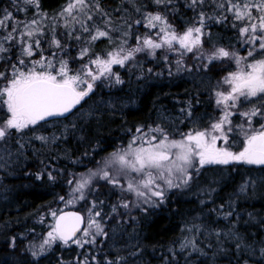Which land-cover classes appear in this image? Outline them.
<instances>
[{"label": "snow or ice", "instance_id": "1", "mask_svg": "<svg viewBox=\"0 0 264 264\" xmlns=\"http://www.w3.org/2000/svg\"><path fill=\"white\" fill-rule=\"evenodd\" d=\"M22 2L34 6L39 19L16 20L9 30V22L15 20L12 12L4 9L3 16L0 17V30L6 33L0 35V60H10L11 57L7 54L13 47L19 46L17 62L11 65L10 72L7 74L0 72V79L8 81L5 87L0 88V97H6L3 103L7 106L8 113L0 122V169H7L12 165L20 166L28 159V148H32L34 157L38 158L37 153L51 145H56L58 141H66L69 134L75 136L79 133L78 138L84 140L86 122L95 120L99 123L106 114L105 110L111 112L118 106L117 99H101L87 113L77 110L79 113L77 115L73 112L85 97H89L94 92L96 81L106 79L114 85L124 84L125 81L120 75L112 71V66L124 67L128 61L135 60L137 53L143 52L156 59V50L165 49L160 59L167 63V52L178 51L174 48V43L179 45V49L184 50L180 53L181 56L186 52H193L194 49L201 50L203 48L201 38L209 34L205 32L208 21L224 23L228 20L227 14L230 13L234 21L242 24L239 33L245 37L244 42L256 46L248 51V56L252 57L257 49L264 53V0H186L185 6L191 9L195 16L183 33H177L168 19V13L178 11L175 0H152L158 9L163 11L143 13V20L146 21L144 26L150 29L159 26L157 35L163 34L160 41L157 42L150 36H136L137 46L125 48L130 33L124 32L116 48L107 51L104 56L96 54L94 58L89 55L91 45L101 38H107L112 42L111 33L118 30L113 27L111 13L101 6L100 0H66L63 8L51 18L47 17V13L40 11V0H22ZM129 2L133 4L135 11L141 12L135 0ZM206 4L215 6L212 15L204 11ZM17 10L26 11L22 8ZM115 11L127 12V9L117 8ZM94 14L103 17L104 27L89 25V22L93 21ZM45 19H51L50 27L43 23ZM60 21H63L64 34L69 39L81 40V35H74L77 24L81 32L89 34L86 45L80 48L76 57L83 60L88 56L89 60L72 74H70L69 59L62 55L67 51L68 45L62 43L55 34L57 26H61ZM134 23L140 25L142 21L138 19ZM232 26L236 27V24L233 23ZM46 27H48L47 33ZM128 27L131 28V24ZM46 35L50 37L46 41L49 47L57 50L52 52L56 63L53 59H45L41 56L40 60L31 62V68L25 70L22 67L25 65L24 57H32L36 50H41V41ZM202 57H205V53L200 51L196 59ZM206 58L209 64L214 60L229 58L234 59L237 65L238 70L230 73L224 80L231 86L230 90L227 93H216L217 105H224L223 115L212 123L209 129L182 133V138L179 140L169 139L167 131L159 125L155 128L149 127L148 133H143L144 136H148L149 133H159L160 136L157 138L152 135L150 139L145 140L144 144H147V147L144 144L134 147L141 137L133 136L126 149L113 152L109 158L99 162L102 167L98 171L89 170L87 177L81 174V178L75 181V186L71 189L72 199L65 203L84 200L86 188L89 192H98V189L91 187L93 179L97 177L106 181L112 189L134 194L136 200L129 201L121 195L116 203L109 205V211L104 212L105 199L97 196L90 202L88 223L83 229L80 225L84 218L79 214L58 215L56 210H52L50 214L55 224L51 226V230L47 232L38 249L36 245L29 249L34 258L43 255L57 241L64 246H69L71 243L84 248L85 245L97 246L99 237L101 238L99 245L111 241L109 247L117 253L111 259L105 256L104 264H147L143 256L145 245L141 243L140 234L135 227L132 232H128L125 227L130 220L137 221V218L131 214L132 208H138L144 213H148L149 208H158L166 202L168 190L191 188L193 182L200 177V170L206 165L236 163L264 166V123L260 124L259 129H252L253 118L264 119V58L248 63L247 70L243 64L246 58L223 47L214 48ZM175 63L177 73L181 71L191 73L193 70L191 66H185L182 59L176 60ZM37 65L41 69L56 68L57 70L55 74L47 70L37 71ZM208 66L202 64L195 67L199 72L206 71ZM145 72L151 74L153 68L142 70L136 78L144 79ZM168 74L173 75L170 68ZM81 85L85 87L82 88ZM245 103L250 104L247 110L231 111V109H239ZM192 107V101L189 100L186 102V107L180 109L186 119L193 117ZM236 114L244 118L243 123L233 125L230 117ZM69 115L74 117L70 121L71 127L64 125L59 136L55 133L51 136L35 134L37 126L43 127L44 124L41 122L47 123L48 118L67 119ZM77 119L81 121L79 126L76 123ZM234 129H239L244 135L242 150L234 152L229 147H218V141H222L225 145L229 143L230 134ZM29 131L33 133L31 136L28 135ZM136 132L141 133L142 127H137ZM32 140L39 141L41 148H34L31 144ZM88 154L85 152V155ZM50 159L55 160L56 157L52 156ZM39 164L37 171H25L24 174L34 176L37 181L47 178L55 182L57 177L54 173L61 170L44 159H40ZM131 173H136L139 178H129ZM121 177L128 178L126 186L121 183ZM217 183V180H211L205 181L204 187L198 186L199 195L205 197L199 200L201 211L181 225V235L167 248L171 260L169 256L164 255L162 264H179V255H183L185 264H192L189 257L193 253L198 257L207 258L205 264H217L220 257H226L227 264H259V261L255 260L257 255L264 259V235L257 239L256 233L241 228V225L257 224L264 229V216L258 217L254 212H247L248 218L242 219L241 212L236 207L241 201H249L257 196L264 198V175L244 179L227 200L218 205L213 199L214 194L218 192ZM68 184L72 185L73 180L69 179ZM59 199L64 201L63 196ZM208 204L214 206L204 212L203 206ZM121 209L125 211L121 212ZM209 213L214 214V220L208 219ZM220 220L226 222L223 227L216 223ZM108 221L113 223L109 225ZM40 223H43V217ZM78 233L80 235H77ZM16 241L17 237H11L8 247L15 249ZM125 250H127L126 255L123 254ZM92 261L94 264H99L95 255L92 256ZM0 264H10V262L2 259ZM80 264H88L87 257L81 260Z\"/></svg>", "mask_w": 264, "mask_h": 264}, {"label": "trees", "instance_id": "2", "mask_svg": "<svg viewBox=\"0 0 264 264\" xmlns=\"http://www.w3.org/2000/svg\"><path fill=\"white\" fill-rule=\"evenodd\" d=\"M186 0H175V5L178 11L168 13L169 22L175 28L177 33H182L188 27L195 16V13L185 6ZM66 4V0H40V11L47 13V17L55 16ZM101 6L111 13L113 27L118 29L113 31L112 42L107 38H101L91 45L90 56L95 57L96 54L104 56L107 51L113 50L121 42L122 34L129 32L125 48L136 47V36H150L152 39H160L163 35H157L158 31L155 28H147L144 26L146 21L143 20V13L155 12L158 9L152 0H135L136 6L141 8V12L135 11L133 4L129 0H100ZM214 5L206 4L204 11L209 15L214 12ZM18 8L26 9V11H18ZM117 8L127 9V12L115 11ZM4 9L12 12L15 20L30 21L39 19L36 16L37 9L32 5H25L22 0H0V16H3ZM228 20L224 23H215L208 21L205 32L208 35L203 36V48L208 55L217 47L226 48L228 51H235L240 47V55L245 58L243 52L246 44L245 37L239 33L241 22L234 21L230 13ZM141 20L140 25L135 24L136 20ZM103 17L93 15V21L89 25L95 24L99 27H104ZM48 27L51 26V19L43 21ZM63 21L59 22L56 28V36L62 43L68 45L67 51L62 53L64 58L69 59L70 74L77 71L82 64L88 62L89 57L86 56L83 60L76 59L80 48L86 45L89 34L80 31L79 25H75L77 31L74 35H81V40L69 39L66 36L65 29L62 27ZM233 23L236 27H233ZM131 24V28L128 25ZM11 22L9 28H11ZM48 27L45 32H48ZM160 37V38H159ZM50 39L48 35L41 41V50H36L32 57H24L25 65L22 66L27 70L32 66V61H37L43 56L45 59H53L52 52L57 51L53 47H49L46 42ZM174 48L178 51H168V61L165 63L160 59L165 53V49L156 50L157 58L153 59L146 53H137L134 61H128L124 67L113 66L112 71L118 73L125 81L124 84L114 85L106 79L95 82L94 92L89 97L80 102L79 107L74 111L87 113L101 100L117 99L118 106L115 110L108 112L97 123L95 120L86 122L85 139L80 140L77 135H68L66 141H58L56 145H51L49 148L43 149L33 155L32 148L27 149L28 159L20 166L12 165L7 169H0V260L6 259L10 264H80V261L85 257L88 259V264H94L92 256H96V261L99 264H104V258L109 259L115 257L117 253L109 247L111 241H106L104 245H99L101 238H97V246L85 245L84 248H79L74 244L64 246L57 241L52 244L51 248L46 252L34 258L29 250L35 242L39 241L40 234L47 228L48 223L43 220L40 223L39 216L42 214L46 205L55 202L59 197L65 196L71 185L68 184L69 179H74L82 171L95 167L97 160L105 158L110 152L119 146L127 143V141L136 134V128L142 127V132H147L149 127L155 128L157 125L164 128L169 134V138H178L188 128L209 129L210 125L216 122L222 115L224 105H217V92L227 93L230 90V85L224 80L229 76L231 70H235L233 62H225L223 58L214 60L209 64L204 57L195 61L196 56L193 52H184L179 49V45L174 43ZM239 52L238 50H236ZM19 49L18 45L13 47L8 53L10 60H0V71L9 73L11 65L17 62ZM182 59L185 66H191L192 72L181 71L176 72L175 61ZM231 59L230 61H232ZM235 61V60H233ZM208 64L206 71L197 72L196 65ZM136 65V67H133ZM231 65V66H229ZM36 67H39L37 65ZM58 67V65H57ZM94 68V66H92ZM153 68V73L147 74L145 78L138 80L142 70ZM169 68L173 75H169ZM47 71L53 70L56 73V68L44 69ZM157 73H161L157 75ZM6 79H0V85ZM85 87V85H81ZM191 100L193 107V117L185 118L181 108L186 107V102ZM233 111V109H231ZM235 112V111H233ZM79 113H77L78 115ZM7 106L0 98V122L7 117ZM74 117L70 115L67 119H55L43 122V127L37 126V135L51 136L55 133L57 136L63 130L64 125H70ZM230 119L233 125L237 124L238 119L231 116ZM175 123V129L171 122ZM77 125L81 124L80 120H76ZM192 123V125H190ZM48 124V125H47ZM50 126V127H47ZM51 128V129H49ZM239 129H234L230 134L229 144L232 138L239 141V145L244 143L241 135H238ZM33 133L28 132L31 136ZM157 135V133H154ZM31 144L34 148L40 149L39 141L32 140ZM88 152V155H85ZM55 156V160L50 158ZM44 159L46 162H51L55 168L61 170L55 172L57 179L55 182L49 181L47 178L37 181L34 176L25 175V171L35 172L40 167L39 160ZM75 161V162H74ZM220 166V165H219ZM206 166L200 170L201 175L192 184V187L187 191L172 190L167 193V200L158 208H149L148 213L142 212L135 208L131 210V214L137 218V221H129L125 226L128 232H132L133 227L140 234L141 243L145 245L143 252L144 260L147 264H162V256L167 255L171 260L170 254L167 252L168 246L173 240L181 235L180 227L185 220L191 219L201 211L202 206L199 200L202 197L198 193V186L204 187L205 181L217 180L216 185L218 192L214 194L213 199L218 205L227 200L228 196L248 177H258L264 175V166H254L247 164L232 163L223 167ZM219 172L221 176H219ZM210 174V175H209ZM91 187L98 188V192H89V198L105 199L104 212L109 211V205L116 203L121 195L119 189H112L106 181H94ZM214 205L208 204L203 206L204 212ZM237 210L241 212L242 219H247V212H254L258 217L264 216V198L257 196L249 201H241L237 205ZM83 213L80 206L70 208ZM58 211V210H57ZM125 210L121 209V212ZM59 213V211L57 212ZM51 218V217H50ZM48 218V219H50ZM209 220H214V214H208ZM138 222V223H137ZM113 222L108 221L111 225ZM221 227L225 225V221H217ZM215 226V225H214ZM241 228H247L257 234V239L264 235V229H261L257 224L241 225ZM107 230V228H106ZM17 237L16 248L8 247V241L11 237ZM251 238V237H250ZM102 249V250H101ZM127 254V250L123 252ZM189 259L192 264H205L207 258L198 257L193 253ZM259 264H264V259L258 255L255 258ZM179 264H185L183 255L178 256ZM217 264H227L226 257H220Z\"/></svg>", "mask_w": 264, "mask_h": 264}, {"label": "rangeland", "instance_id": "3", "mask_svg": "<svg viewBox=\"0 0 264 264\" xmlns=\"http://www.w3.org/2000/svg\"><path fill=\"white\" fill-rule=\"evenodd\" d=\"M1 17V16H0ZM14 21V20H13ZM13 21H10L11 22V24H13ZM9 22V23H10ZM153 29V28H152ZM155 29H157V31H159V26L157 27V28H155ZM9 30H10V28H9ZM183 33V32H182ZM4 34H6L3 30H0V35H4ZM162 34V33H161ZM163 35V34H162ZM160 38V37H159ZM154 40H156L157 42H159L160 41V39H154ZM204 46V45H203ZM256 46H254V45H251V44H246V55H245V58L246 59H244V60H248V61H243V64H244V66H245V69L247 70V68H246V65L248 64V63H251V62H253V60H255V59H261V58H264V53H262L260 50H256L255 52H254V55L252 56V57H249L248 56V51L249 50H251V49H253V48H255ZM241 48L242 47H240L239 49H236V50H238L239 52H237L236 50L235 51H231V52H235L238 56H240L241 57V55H240V50H241ZM18 49H19V46H18ZM200 51H203L204 53H205V59L207 60V55H206V52H205V50H204V48H202L201 50H196V49H194V51H193V53H194V55L197 57V56H199V52ZM18 54H19V52H18ZM27 58V57H26ZM25 59V58H24ZM224 59V61L226 62H233V64H234V67H235V70H231L230 71V73H232V72H235V71H237L238 69H237V65H236V63H235V61H230L231 59H229V58H223ZM197 60H200V59H195V61H197ZM250 60V61H249ZM208 61V60H207ZM1 62H3V61H0V63ZM113 66H116V65H113ZM113 66H112V68H113ZM229 66H231V65H229ZM32 67V66H31ZM31 67H29V68H31ZM117 67H119V65L117 66ZM36 70L37 71H42V70H44V69H41L40 67H36ZM56 71V70H55ZM0 72H2V71H0ZM51 72H53V74H55L54 73V71L53 70H51ZM228 77V76H227ZM7 83H8V81L7 80H5L1 85H0V88H3V87H5L6 85H7ZM1 98V100L3 101L4 99H6V97H0ZM83 101V100H82ZM81 101V102H82ZM248 107H250V104H248V103H245V104H243L239 109H233V111H235V112H238V111H244V110H247V108ZM232 116H234V118L236 117L237 119H238V121H237V124H240V123H243L244 122V118H242L241 116H239L238 114H236V115H232ZM169 122H171V124H172V126H173V128L175 129V123L172 121V120H169ZM261 123H264V119H262V118H260V117H255V118H253V122H252V129H259V126H260V124ZM48 125V124H47ZM190 125H192V123H190ZM246 127H247V125H245ZM47 127H50V126H47ZM49 129H51V128H49ZM207 129V128H206ZM194 129H192V128H188V130L186 131V132H184V133H188L189 131H193ZM195 130H205V129H200V127H198L197 129H195ZM143 133H147V132H141V133H136V134H134L133 136H138V137H141V139H139V140H137V143H136V145H134V147H136V146H139V145H141V144H144V141L145 140H147V139H150V137L152 136V135H155L154 133H149V135L148 136H144L143 135ZM238 135H241V137L243 138V141H244V135H243V133L242 132H240V130H238V132H236ZM133 136L127 141V143L126 144H124V145H122V146H119V147H117L116 149H114L112 152H110L109 154H108V156H106L104 159L103 158H101V159H98L97 160V163H96V165H95V167H90V168H88V169H86V170H84V171H82L81 173H79L77 176H75L74 177V179H73V184L70 186V188L68 189V191H67V194L65 195V196H63L64 197V201H61L59 198H58V200H56L55 202H53V203H50V204H48V205H46L45 207H43L44 208V210H43V212H42V214L39 216V218L41 219V217H43V220L44 219H46V220H49V221H47V223H48V226H47V228L44 230V232L42 233V234H40L41 235V237L39 238V241L37 242H35V245L37 246V249H38V246L42 243V241H43V239L44 238H46V236H47V232L48 231H50L51 230V226L53 225V220H54V218L51 216V211L52 210H58L59 212H61V211H63V210H67V209H70V208H74L75 206H80V208H81V210L83 211V216H84V218H85V226H84V228L87 226V223H88V218H89V208H90V206H91V204H90V202L92 201V200H94V199H92V198H89V195H88V189L86 188L84 191H85V195H86V198L84 199V200H75L73 203H71V204H67V203H65L67 200H69V199H72V196L70 195V192H71V189L75 186V181L76 180H78V179H80L81 178V174H83L85 177H87V175H88V173H89V170H92V171H98L99 170V168H101L102 167V164L101 163H99V162H101V161H103V160H105V159H107V158H109L110 157V154L111 153H113V152H116V151H119L120 149H126L127 148V146H128V144H129V142L132 140V138H133ZM155 136H157V138H159V136H160V134L159 133H157V135H155ZM182 138V136L180 135L178 138H169V139H177V140H179V139H181ZM156 141H153V143H155ZM239 145V141L238 140H236V139H234V138H232V140H231V142H230V144H229V148H230V150L231 151H234V152H238V151H240V150H242V148H243V144H241L240 146H238ZM144 146L145 147H147L148 145L147 144H144ZM217 146L218 147H221V146H223V147H226V145L225 144H223V142L222 141H218L217 142ZM175 151V150H174ZM206 166H215V165H206ZM205 166V167H206ZM217 166H219V165H217ZM223 166H226V165H220L219 167H223ZM254 166H260V165H254ZM210 175V174H209ZM219 176H221V173L219 172ZM129 178H139V177H137V174L136 173H131V175H130V177ZM127 179L128 178H124V177H121V183L122 184H124L125 186H126V183H127ZM96 180H98L99 182H101V181H103V180H100L98 177L97 178H95V179H93V181H92V184L94 183V181H96ZM177 182H179L178 180H177ZM99 188V187H98ZM97 188V189H98ZM188 189H190V188H188ZM188 189H171V190H168V192L169 191H172V190H180V191H187ZM189 191V190H188ZM167 192V193H168ZM77 195H79L78 193H77ZM124 198L125 199H127V200H129V201H135L136 200V197L134 196V194H132V193H124ZM102 199V198H101ZM135 208H132L131 210H134ZM57 211V212H58ZM106 212V211H105ZM51 217V218H50ZM48 218H50V219H48ZM32 248V247H31ZM30 248V249H31Z\"/></svg>", "mask_w": 264, "mask_h": 264}, {"label": "water", "instance_id": "4", "mask_svg": "<svg viewBox=\"0 0 264 264\" xmlns=\"http://www.w3.org/2000/svg\"><path fill=\"white\" fill-rule=\"evenodd\" d=\"M78 106H79V105H77L76 108L73 109V112L78 108ZM69 116H70V115H69ZM69 116H68V117H69ZM55 119H64V118H63V117H50V118H48V121L55 120ZM48 121H47V122H48ZM41 123H43V122H41ZM62 213H77V214H79L80 216H82V217L84 218L82 212H80V211H78V210H74V209L63 210V211H61V212H59V213H57V214L59 215V214H62ZM54 224H55V220H53V225H54ZM84 226H85V218L83 219V223L80 225L81 229H83ZM77 235H80V233H78Z\"/></svg>", "mask_w": 264, "mask_h": 264}, {"label": "flooded vegetation", "instance_id": "5", "mask_svg": "<svg viewBox=\"0 0 264 264\" xmlns=\"http://www.w3.org/2000/svg\"><path fill=\"white\" fill-rule=\"evenodd\" d=\"M226 49V48H225ZM246 47H245V51L243 52V55L245 56L246 54ZM244 61H248V60H244ZM250 61V60H249Z\"/></svg>", "mask_w": 264, "mask_h": 264}]
</instances>
